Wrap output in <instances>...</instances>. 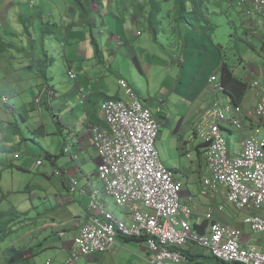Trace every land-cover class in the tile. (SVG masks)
Returning <instances> with one entry per match:
<instances>
[{
	"label": "crops",
	"instance_id": "1",
	"mask_svg": "<svg viewBox=\"0 0 264 264\" xmlns=\"http://www.w3.org/2000/svg\"><path fill=\"white\" fill-rule=\"evenodd\" d=\"M50 3L48 1L44 4L39 18H33L35 22L38 20L39 24L31 30L29 27L28 31H25L28 36L29 33L34 34L32 50L29 48L31 43L25 39V33L22 32L9 31L12 34L6 33V35L14 40L6 43L0 40V96L7 97V103L0 101V149H3L0 150V163L6 165L8 162H12L14 165V161L21 159V149H24L26 153H31L33 149L30 145L24 144L25 141H31L37 146L44 159H46L45 156L50 155L52 159L50 162L55 167L60 156H68L63 159L61 168L52 171V174L58 179L54 180L53 177L45 175L43 178L48 183L45 181L39 185L46 193V196L41 198L48 201L47 194L52 195L58 206H54L52 210H45L41 214L42 224L37 227L40 232L56 235L65 244L63 247L67 252L62 250V254H56L52 260L55 261L57 256H60L63 259L60 258L59 261L63 263L73 248L74 238L89 217L86 198L77 191L70 193L69 182L71 179H76L78 181L77 188L81 189L88 185L94 188V180L97 181L94 177L95 172L91 176L85 169L91 162L98 164V157L91 143L90 128L92 125L103 124L100 106L104 101L127 100V96L118 84L119 80H125L136 94L131 83L121 74L120 71L123 67L122 62H118V59L123 58L127 62L130 61L141 76L153 69L172 73V77L169 76L165 82L163 87L165 90L160 92L169 93V98H172L173 93L183 94V97L191 103L187 114V116H191L187 123L190 124V118H196V127L201 122L202 111L203 118H205L213 100L224 99L226 101L227 99L222 94L212 93L207 85V79L211 74L217 73L219 76L221 45H215L202 32L193 30L191 26L182 22V25L178 24L179 36L177 35L181 45L174 47L168 54L164 49L166 45L162 38H165L167 43L170 42L169 39L167 40L166 32H170L176 26V22L171 17L164 20L162 18L164 15L161 14L164 10L162 8L156 17L158 33L150 30L149 22L152 13L150 0H73V5H77L78 9H73L72 5L54 8ZM48 9H50L49 12H47ZM239 13L246 17L242 9ZM251 18H245L246 32L251 36H256L257 40L262 43L264 42V22L260 17ZM49 21H52L50 24L55 27L53 32H50L51 28L41 27L44 22ZM39 26L40 35L46 33L48 35L42 42L37 41L40 38H37L38 32L35 31ZM49 33L52 34L49 35ZM186 33V37L182 39L183 34ZM144 34H147L148 37L145 38ZM42 35L40 37L43 39ZM17 37L24 39L18 40ZM93 40H95V45ZM46 41H51L49 43L51 49L46 46ZM52 41L57 42V50L53 48L54 42ZM53 50L54 53H52ZM58 54L66 73L64 71L58 73L54 67ZM235 55L239 58L242 70L237 72L233 66L234 74L249 83L252 80H258L253 74L259 71L258 74L261 76L262 82L263 70L251 68V72L250 66L246 64L244 58ZM183 56H189L188 61ZM197 57L202 60V63L194 62ZM69 70H74L75 80L68 77ZM110 76H112V80H110ZM113 77H116L117 87ZM45 86L50 89L51 95L44 93L42 103L37 106L34 100ZM28 92L30 96L21 99L18 106L11 102L15 96L26 95ZM136 95L138 96V94ZM138 98L159 119L157 112L160 111L158 109L161 110L162 105H166V102L158 105L154 113V110L148 107V104L153 105L154 101L149 98L142 100L139 96ZM256 101L255 91L248 90L241 103L244 112L241 129L225 128L229 145L228 136L235 135L236 138L235 147L230 148L232 153L238 152L243 139L250 135V129L254 126L251 115ZM187 116L175 114L170 119L167 116L164 117L168 127L172 129L173 136H179L183 144L188 143L184 140V136L180 135L185 128L182 129V126ZM16 118L28 130L31 139L24 137ZM194 125L191 127V132L197 139L198 131L196 133ZM194 145L196 146L197 159L203 161L205 174H200V177L198 176V179L194 180L195 189L190 193V196L186 198L182 196V199L184 202H190L203 215L208 209L224 206L226 203L225 192L220 189L216 194L203 193L201 183L207 176L203 154L204 145L199 139L198 143H194ZM65 149H68V152H65ZM5 150H8L9 153ZM25 162H22V166ZM199 162H197L198 167ZM40 163L37 165L43 166L42 161ZM18 169L23 171L22 167H18ZM184 169L190 171V166ZM185 173L182 171L176 174L182 183L183 192H185L186 184V180L183 178ZM26 188L30 190V188ZM4 192L9 193L10 190L4 189ZM107 199L108 197L104 198L107 208L116 217L122 218L123 215L120 211L114 213L109 208ZM38 207L36 206V208ZM66 207L74 211L72 215L68 216L58 212ZM78 213L81 214L78 215ZM224 214L225 210L223 212L215 211L213 219L220 223L231 224L228 223L230 222L229 216ZM46 216L48 219L43 220ZM233 225L235 226V224ZM247 230L248 233H244L249 236L248 243L255 244L254 240L250 238L252 234L249 229ZM32 232L29 230L28 234ZM61 234L63 236H60ZM118 238L115 239L116 246L112 251L87 257V263L148 264L149 252L145 240L121 236ZM185 251L191 252L192 257L208 255L205 251L190 246ZM48 261L50 260L46 262Z\"/></svg>",
	"mask_w": 264,
	"mask_h": 264
},
{
	"label": "built area",
	"instance_id": "2",
	"mask_svg": "<svg viewBox=\"0 0 264 264\" xmlns=\"http://www.w3.org/2000/svg\"><path fill=\"white\" fill-rule=\"evenodd\" d=\"M238 2L247 18L260 17L264 22V0ZM68 77L76 79L74 70L68 71ZM118 84L127 100L104 101L100 106L103 124L90 128L91 143L98 157L94 177L101 190L89 185L78 189L76 179L69 182L70 193L77 191L86 198L89 217L74 238L65 264L112 251L117 236L145 240L148 264H214L192 261V253H184L189 246L205 251L219 264H264L263 83L259 80L248 83L257 98L251 115L254 126L238 152L232 153L224 133L227 127L241 129L243 108L224 96L225 89L217 73L208 77L207 85L212 93L222 94L227 100L211 102L198 132L207 167V176L201 183L203 193L216 194L222 189L227 204L237 212L247 213L242 224L252 235L261 236V241L255 244L248 243L249 236L241 229L213 219L215 211H224L223 206L208 209L202 222H195L198 211L190 202L183 201L179 177L161 162L155 148L160 129L158 119L125 80H119ZM44 93L51 95L50 89L43 87L34 100L37 106L42 103ZM0 101L7 103V97L0 96ZM105 197L113 200L122 218L107 208Z\"/></svg>",
	"mask_w": 264,
	"mask_h": 264
},
{
	"label": "rangeland",
	"instance_id": "3",
	"mask_svg": "<svg viewBox=\"0 0 264 264\" xmlns=\"http://www.w3.org/2000/svg\"><path fill=\"white\" fill-rule=\"evenodd\" d=\"M3 1L4 0H0V40L4 41L5 43L14 40L12 37H8L6 35V33H9V31L25 33L27 29H24L23 26L25 27L27 25V27H30L29 29L31 30V28L39 24L38 20H36L35 22V19L33 18H39L41 16L40 12L43 9L44 4L48 1L51 2L50 5L54 8L57 6L58 8H64L65 5H72L73 9H78L77 5H73V0H8L6 2ZM201 1H203V4L207 9L205 13L206 18L211 23V25L214 26V33L210 38L207 39H210L215 45H221V52L224 53L223 56H225L226 62L231 67L235 66L234 69L237 72H241L242 66L239 63V58L235 55L237 54L238 56L244 58L246 64H249L250 71L251 68L262 71L264 67V42H262V44L257 40L256 36H251L246 32L247 29L244 24L246 17L241 16V14L239 13L241 9L238 6V0ZM160 2L162 8H164V10L161 12V14L164 15L162 17L164 20L167 18L166 11L168 10H170L172 16L176 15V13L174 12V4L176 0H161ZM187 4L188 11L191 12L193 4H191V2H187ZM49 11L50 9L47 10V12ZM177 18L180 21V24L182 22H187L188 25V23L193 24L196 22L194 14H189L186 16L177 15ZM48 23H52V21H49ZM48 23H46L45 25H41V27H47ZM7 28H10L11 30ZM40 30V26L35 29V31L38 32V35H36L37 38H40L37 39V41L42 42L48 35L41 34L43 36L42 39L40 37ZM166 34L167 40L169 39L170 42L167 43L166 39L162 38L163 43L166 45L164 49L168 54H170L174 47L181 45V42L180 39L177 37V34L175 35V37L170 32H166ZM186 35L187 33L183 34L182 39H184ZM25 36V39H28L27 33H25ZM144 37L146 38L148 37V35L144 34ZM17 38L18 40L24 39L19 37ZM46 42V46L51 49L49 46V43L51 41ZM52 42H54L53 48L57 50V42ZM30 50L32 49L30 48ZM156 50H158V48H156ZM54 52L55 51L53 50L52 53ZM183 57H185L188 61L189 56ZM56 59V65L54 66L56 68V71L58 73L63 71L66 73L59 54L57 55ZM118 62H122L123 69H121L120 72L121 74H123L126 80L131 83L134 90L136 91V94H138V96L142 100H146L147 98H149L150 100L154 101V103H152L153 105L148 104V107L152 108L154 110V113L155 108L158 105L164 103V101L166 102V105H162L160 112H157L159 117L158 122L160 123V129L155 141V148L158 151L161 162L165 166L176 172L175 174L182 171L186 172L185 177H183L184 180H186V184L184 187L185 192L182 193V196L183 198L190 196V193H192L195 189L194 180H197L200 174H205L203 161L202 159H197L196 146L194 145V143H198V139L200 141L201 139L199 137H197L196 139V137L191 132V127L194 124L195 125L193 128L196 129V133L197 131L199 132L203 127V111L201 113V122L199 123L198 127H196V118H190V124L187 123V120H189V117L191 116H187L188 110L191 108V103H189V100H186V98L183 97V94L178 95L173 93L172 98H169V93L160 92L161 90H165L163 88L165 86V82L169 76L172 77V73L167 72L166 70L162 71L159 69H153L149 71L146 75L141 76L140 72L130 61L127 62L123 58H119ZM194 62L202 63V60L197 57ZM114 67L116 68V65H114ZM258 73L259 71H257V73H254L253 75L259 81H261V76ZM114 79L117 87L116 77ZM110 80H112V76H110ZM29 96V92L26 95L18 97L15 96L11 99V102L14 105L18 106L21 99L23 100L25 97ZM188 96L189 95L187 93V97ZM220 101L224 102L225 100L221 99ZM175 114L187 116V119L185 120L182 126V129L184 127L185 128L183 129V132L180 133V135H183L184 140L188 143L183 144L179 136H173L172 129L168 127V123L165 121V116L170 119L171 116L173 117ZM16 122L18 123V126L21 129L24 137L30 138L28 130L24 126H22L18 118H16ZM186 131H188V133L185 134ZM224 136L227 137L226 133H224ZM228 137L230 141V148H234L236 144L235 135ZM24 144L30 145L33 151L31 153H26L24 149H21V159L19 161H14V165L10 166L11 168H2V170L4 171L3 178L0 184V212L6 211V216L0 218V236L4 233L7 228L13 227V229L10 234L0 242V264L7 263L10 258L9 252L11 250H20L28 247L32 248V256H30L27 261L19 262L17 264H45L47 260H50L51 262L56 254H62V250L67 252L65 247H63L65 244L61 242V240H59L56 235L49 234L48 232H40L37 227L42 224L43 217H41V214L45 210H52L54 206H58L57 202H55V199L52 195L47 194V196L49 197L48 201L47 199L44 200L43 198H41L43 196L45 197L46 193L42 190L43 187H40L39 185L46 181L43 178L45 175H49L50 177H53L54 180H57V176L52 174V171H54L56 168H61L63 159L68 158V156H60L59 162L57 161L58 164L55 167L50 161L44 159L41 150H39L37 146H35L31 141H25ZM5 156H7V154H5ZM38 160L42 161L43 166L37 165ZM23 161H26L24 166H22ZM197 162H199V167L197 166ZM96 166V163L91 162V164H87L85 169L87 173H90V175L93 176L94 172H96ZM189 166L190 171L184 169L188 168ZM18 167H22L23 171L19 170ZM26 187L30 188V190H27ZM94 188L101 190V184L98 181L94 180ZM4 189L10 190L6 198L1 197V192L6 194V192H4ZM111 200L112 199L110 198L107 199V201L109 202V208H111L114 213H118L119 209L116 207L113 200ZM36 206L39 207L36 208ZM223 207L225 210L224 215L229 216L230 219V222L228 223H231L232 225L235 224V227L241 229L243 232L248 233V228H246L245 225H242V221L247 216V213L237 212L229 204L226 203H224ZM58 212L67 214L69 216L72 215L74 211H72L71 208L66 207L64 208V210H59ZM79 214L81 213H78V215ZM47 216L43 220H47ZM194 217L195 222H202L203 215L200 214L199 211L195 214ZM190 223L193 226L194 219H192ZM29 230H32L33 232L31 234H28ZM250 238L251 240H254L255 243L261 241L260 235H252ZM116 239H119L118 236L116 237ZM44 246L48 247L45 248ZM60 258L62 257L57 256L56 260L52 261L49 264H65V261L63 263L62 261H59ZM86 258L87 257H81L76 264H89L87 263L88 260H86Z\"/></svg>",
	"mask_w": 264,
	"mask_h": 264
},
{
	"label": "trees",
	"instance_id": "4",
	"mask_svg": "<svg viewBox=\"0 0 264 264\" xmlns=\"http://www.w3.org/2000/svg\"><path fill=\"white\" fill-rule=\"evenodd\" d=\"M160 1L161 0H150V6L152 8V13L150 15L151 21L149 22V29L154 30V33H158V28H157V24H156V17H157V14L159 13V11L162 9ZM187 2H191V4H193L191 12L188 11ZM76 4H78V3H76ZM206 10L207 9L204 6L203 1H201V0H176V2L174 4V12L176 13V15L172 16L170 13V10H168L166 12L167 17L174 18L175 22H176V26L170 30V33H172L173 35L177 34L179 36L178 24L180 23V21L178 20L177 15L186 16L189 14H194L196 22L193 24L188 23V25L191 26V28L193 30L200 31L207 38H210L212 36V34L214 33V26L211 25V23L206 18V16H205ZM46 23H48V22H46ZM46 23H43V24L45 25ZM185 23L187 24V22H185ZM47 27L51 28L50 32H53L55 29V27L53 25H51L50 23H48ZM28 28L29 27H27V25L24 27V29H27L26 32L28 31ZM51 34L49 33V35H51ZM28 40L31 43L30 48L32 49L34 39L31 35V33H29ZM93 43L95 45V40H93ZM223 54L224 53H222V52L220 54L219 78H220V81H221V83L225 89L224 96L234 104H241L243 99H244L246 92L249 90V85L245 80L238 78V76L236 74H234L233 68L226 62L225 56H223ZM262 75H263L262 82L264 85V67H263ZM0 150H3V149H0ZM5 152L9 153L8 150H5ZM45 158L48 159L49 161H52L50 155L45 156ZM11 165H13L12 162H8V164L6 163V165H3L2 163H0V184H1V181L3 178V171H4V170H2V168L7 167V169H8V168H11L10 167ZM8 194L9 193L4 194L1 192V197L6 198V196ZM4 216H6V211H1L0 212V218H2ZM196 227L199 229L201 228V226H198V225H196ZM12 229H13V227H10L4 231V233L0 236V242L6 236H8L10 234ZM184 253H187V252L184 250ZM9 255H10V258L6 264H17L19 262H24V261H27L30 256H32V248L28 247V248H24V249H20V250H11L9 252ZM191 258H192V261H194V262L200 261V262H210V263H214V264H219V262L214 257H212L210 255H201L198 257H191Z\"/></svg>",
	"mask_w": 264,
	"mask_h": 264
}]
</instances>
